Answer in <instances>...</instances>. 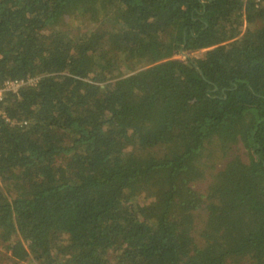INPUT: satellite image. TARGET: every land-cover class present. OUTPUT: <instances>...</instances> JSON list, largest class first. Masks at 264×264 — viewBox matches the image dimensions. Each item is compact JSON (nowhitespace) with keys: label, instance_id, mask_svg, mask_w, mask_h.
I'll return each instance as SVG.
<instances>
[{"label":"trees","instance_id":"trees-1","mask_svg":"<svg viewBox=\"0 0 264 264\" xmlns=\"http://www.w3.org/2000/svg\"><path fill=\"white\" fill-rule=\"evenodd\" d=\"M0 89L2 264H264V0H0Z\"/></svg>","mask_w":264,"mask_h":264},{"label":"built area","instance_id":"built-area-1","mask_svg":"<svg viewBox=\"0 0 264 264\" xmlns=\"http://www.w3.org/2000/svg\"><path fill=\"white\" fill-rule=\"evenodd\" d=\"M38 80V76H29L28 78L22 79V80H11L7 81L5 83V87L9 89H13L14 91H17L18 88L23 84V85H36L35 83ZM2 97L1 95V89H0V98Z\"/></svg>","mask_w":264,"mask_h":264},{"label":"rangeland","instance_id":"rangeland-1","mask_svg":"<svg viewBox=\"0 0 264 264\" xmlns=\"http://www.w3.org/2000/svg\"><path fill=\"white\" fill-rule=\"evenodd\" d=\"M4 249H5V246L0 244V252H1V254H0V264L5 262V260H3V255H5Z\"/></svg>","mask_w":264,"mask_h":264}]
</instances>
